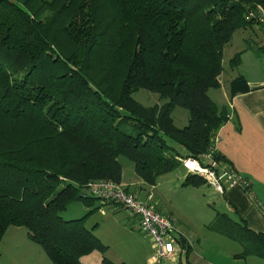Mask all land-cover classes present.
<instances>
[{
  "label": "trees",
  "instance_id": "1",
  "mask_svg": "<svg viewBox=\"0 0 264 264\" xmlns=\"http://www.w3.org/2000/svg\"><path fill=\"white\" fill-rule=\"evenodd\" d=\"M259 5L264 10V0H0V240L22 225L53 264H84L82 256L108 246L86 226L87 213H60L72 200L98 199L85 191L89 180L122 182L120 155L145 184L185 169L179 157L207 165L209 149L220 168L235 169L213 148L230 113L209 89L220 87L234 30L260 24L251 16ZM240 55L229 58L232 67ZM247 80L232 78L229 96L250 90ZM142 88L163 101L139 103L133 93ZM176 105L189 115L181 127ZM244 190L251 192L249 181ZM207 228L240 242L236 256L264 257V232L243 216L217 211ZM100 264L123 263L103 255Z\"/></svg>",
  "mask_w": 264,
  "mask_h": 264
},
{
  "label": "rangeland",
  "instance_id": "2",
  "mask_svg": "<svg viewBox=\"0 0 264 264\" xmlns=\"http://www.w3.org/2000/svg\"><path fill=\"white\" fill-rule=\"evenodd\" d=\"M261 29L260 24L256 23L253 27L248 26L234 30L231 41L224 45L222 58L224 68L220 74L221 86L218 89L214 87L209 89V95L218 106L227 103L225 95L230 94L229 81L237 74H244L252 79L264 77V32ZM237 52L241 54V65L232 67L229 58ZM133 95L139 103L145 105H154L156 102L163 101L158 92L146 88L136 89ZM171 114L178 127L185 125L189 120L188 111L184 106L176 105ZM172 143L180 152H183L178 143ZM119 158L123 168L122 181L129 184L133 190L138 182H141V178L135 173L133 162L129 161L126 155H120ZM184 175L185 169L177 168L169 173L159 175L156 185L146 183L142 186L145 190H151L154 193L153 202L156 201L159 204L158 208L161 212L168 213V215L173 214L177 217V223L181 225V228L190 230V233L194 235V240H197L195 249L201 244L204 247L221 244L219 238L233 243L236 248L242 245L226 236L219 237L218 234H213L215 231L207 228V224L215 217L217 211L226 210L222 198L223 193H220L211 184L202 183L196 187L184 184ZM85 191L89 193L87 189ZM140 192H144L141 196L145 198L147 192L144 190ZM97 205H100L101 208L97 209ZM102 208L105 212L101 211ZM85 213H87L84 219L86 226L92 228L95 235L108 246L104 252L91 250L86 253L82 259L85 264H100L103 255L123 264H143V261L149 256L148 253H153V243L140 230L138 218L133 216L129 209L123 206L114 208L112 203L104 205L100 198L90 205H85L79 199H75L70 201L60 214L63 218L71 220V218H81ZM213 235H216L217 239ZM36 250L43 257H48L43 247L28 237L25 226L11 225L3 234V239L0 240V264H24V261L29 257L38 256V253L37 255L35 253ZM215 252L226 255L225 250ZM253 257L258 260L260 258L258 255ZM262 259L264 261V257ZM177 260L179 259L170 261L169 258H163L160 264H178ZM185 260L183 256L182 263H185Z\"/></svg>",
  "mask_w": 264,
  "mask_h": 264
},
{
  "label": "crops",
  "instance_id": "3",
  "mask_svg": "<svg viewBox=\"0 0 264 264\" xmlns=\"http://www.w3.org/2000/svg\"><path fill=\"white\" fill-rule=\"evenodd\" d=\"M246 77L248 79L247 83L251 87L250 90L236 93L231 97L229 93L225 95L227 100L225 105H227L228 113H230V119H227L219 128L214 148L216 151H221L227 155L233 168L240 172L242 176L248 177L250 182L251 192H246L238 185L230 186L228 183L225 184V191L222 192L225 211L232 214V216L236 214L243 216L248 226L257 232H264V77L255 79L249 76ZM223 166L229 167L230 164L226 163ZM141 182H138L136 188L132 190L129 184L122 181L123 184L125 183L124 185H128L130 191H135L140 196L144 193L140 191H149L144 189L142 184H146ZM145 198L142 197V199ZM154 205H156L158 211L160 209L158 208L159 204L155 201ZM112 206L114 208L117 207L113 203ZM165 214L168 215V213ZM168 216L174 218V223L182 232V235H187L194 242L187 255L180 253V255L174 258L179 259L177 260L178 264L183 260V256L191 264H219L218 261L223 264H264L263 259L259 258V261L253 257L255 255L248 257L236 256L242 250V246L239 245L236 248L233 246V243L221 240V238L218 239L221 244H211V246L205 247L201 244L195 249L197 240H194V235L190 233V230L181 228V225L177 223V217L173 214ZM213 234L223 237V235L217 232ZM213 237L217 239L216 235H213ZM234 242L236 243V241ZM30 247L32 248V246ZM217 250H225L226 255L224 256L220 252L219 254L216 253L215 251ZM38 252L36 250V255ZM148 255L143 264H152L153 255L152 253H148ZM83 262L85 264L84 260ZM24 264H53V261L49 257H43L41 253H38V256L35 258L29 257L24 261Z\"/></svg>",
  "mask_w": 264,
  "mask_h": 264
},
{
  "label": "built area",
  "instance_id": "4",
  "mask_svg": "<svg viewBox=\"0 0 264 264\" xmlns=\"http://www.w3.org/2000/svg\"><path fill=\"white\" fill-rule=\"evenodd\" d=\"M257 10L253 11L251 16L256 17L263 27L262 32H264V10L260 5L257 6ZM202 159L209 163L204 165L200 158L192 156L179 157L180 163L185 167V172L204 177L207 184L213 185L220 193L225 191L227 183L230 186L238 185L243 189L247 186L249 179L242 176L240 172L230 167L222 166L220 168L216 160L213 159L211 149L207 153H203ZM218 167L220 170L217 171ZM86 189L93 196L100 198L104 205L108 202L116 203L117 206L129 209L130 213L138 218L140 230L150 238L154 246L152 264H160L163 258L174 260L180 253L184 255L186 247L192 246L194 243L187 235H182V232L176 227L173 217L157 211L155 202H153L155 195L151 190L147 191L146 198L142 199L139 193L126 189L122 182L117 183V181L108 178L89 180ZM101 211L105 212L103 208Z\"/></svg>",
  "mask_w": 264,
  "mask_h": 264
}]
</instances>
